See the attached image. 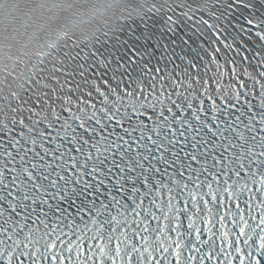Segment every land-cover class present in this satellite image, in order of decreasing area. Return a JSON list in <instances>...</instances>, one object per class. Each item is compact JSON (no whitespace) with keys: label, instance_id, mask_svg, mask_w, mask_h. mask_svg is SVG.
Wrapping results in <instances>:
<instances>
[{"label":"snow or ice","instance_id":"snow-or-ice-1","mask_svg":"<svg viewBox=\"0 0 264 264\" xmlns=\"http://www.w3.org/2000/svg\"><path fill=\"white\" fill-rule=\"evenodd\" d=\"M0 264H264V0H0Z\"/></svg>","mask_w":264,"mask_h":264}]
</instances>
